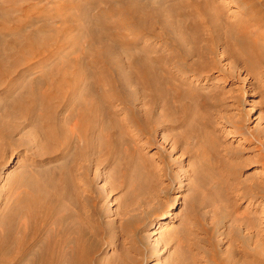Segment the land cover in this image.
I'll return each mask as SVG.
<instances>
[{"label":"rangeland","instance_id":"1","mask_svg":"<svg viewBox=\"0 0 264 264\" xmlns=\"http://www.w3.org/2000/svg\"><path fill=\"white\" fill-rule=\"evenodd\" d=\"M178 1L0 0L1 227L17 221L14 198L65 171L78 222L108 236L104 264H244L229 247H244L247 229L263 235L264 257V49L237 58L228 38L261 32L264 43V0H210L217 41L207 48ZM29 36L37 54L20 52ZM41 73L61 84L30 91ZM90 100L96 126L82 134ZM42 125L63 140L41 138Z\"/></svg>","mask_w":264,"mask_h":264},{"label":"bare ground","instance_id":"2","mask_svg":"<svg viewBox=\"0 0 264 264\" xmlns=\"http://www.w3.org/2000/svg\"><path fill=\"white\" fill-rule=\"evenodd\" d=\"M132 3L134 4V2ZM132 3L130 2L129 4L133 6ZM176 5L180 6L181 10L177 13L183 22H187V20L192 21L193 26L191 28H193L194 31L201 28L205 29L206 33H204L202 40H204L206 48L208 44L210 45L216 43L217 36L214 34L215 28L214 25H212L213 21H211V17H209L208 15L210 14L209 10L212 11L211 8L213 9L214 7L213 3H211L210 0H180ZM244 32V30H239L238 32H233V35L232 33L228 34V38L231 39L230 43L231 41H234L235 45L237 46V50L234 48L236 50V52L234 53L235 56L239 58L238 56L244 54L249 59H259L261 57L260 55H263L262 50L264 49V43H261L259 41V39H263V34L259 32V34H257V37L255 38H246ZM186 37L188 38L189 36ZM36 40L37 39H35L34 37L26 39L22 45V49L20 52H26V54L29 52L32 54H37L38 50L36 49ZM211 52H213V49L211 50ZM81 53L85 55L86 51H82ZM128 56L131 57V54H129ZM213 56L214 54H210L209 58H212ZM133 58L134 60L136 59V57ZM76 60H81V55L78 54ZM92 60L94 63L92 64L91 62L89 64V67L95 69L96 65L94 66V64L98 62V59L95 56V58H93ZM135 68L137 72L138 70H142L140 67ZM145 71L146 70L144 69L143 72H141L146 75ZM54 72L55 74L59 75V77H62L61 80L64 81L63 79L65 78L63 76L66 75V72L62 73L60 72V69H57ZM7 74H10V72L4 73L3 75L6 76ZM36 75L33 76L32 79L35 81L36 87L30 90H34V93L37 91V88L43 86V84L46 82L45 79H49L44 73H41L37 76ZM78 75L79 71L77 70V72H75L74 74V77H66V80L68 81L66 91H72L73 89H76L77 85L79 84ZM142 76L143 74L137 73L136 77L139 78H137V81L139 80L138 82L136 81L137 83L142 80ZM49 80L50 82L59 81L58 79ZM59 83L61 84V81H59ZM141 84H143V82ZM53 85L51 86L52 89ZM56 87L57 89L59 88V86ZM51 88H49V90H51L52 92ZM47 91L46 94H48L46 96H49L51 92L49 93ZM39 94L40 93H38V95ZM30 96L31 95H29V97ZM29 97H27V99L29 100V102H31L30 98L35 99V94L34 97ZM36 97L38 98V96ZM39 97V99H41V95H39ZM90 101H88L87 106L83 107V112L79 113L81 122L75 125L77 131L82 134L89 131V133H91L95 130L96 126V123H91V121L93 115L96 113L97 107L95 106V103L92 102V100ZM32 102H34L33 99ZM34 104L37 103L35 102L33 103V105ZM33 105H30L29 103V107H33ZM48 127V125L38 126V132L41 138L48 139L50 137H54L55 141L63 140V137L59 140V135H57V133L53 131V128L49 130L50 128ZM112 143V146L116 148L115 142ZM18 174L21 173L19 172ZM67 177V173L65 171H61L60 173H57V175L53 177L52 180L47 181V185L43 183L45 185L42 186L41 183L39 184V190L34 188L33 194L31 196L28 195L29 193L26 190L28 194L24 196H16L17 198H14V201L9 206L10 213H8L10 214L9 216L13 215L15 219H17V221L9 226L8 229L0 226V264H26L24 262L25 260L27 261V259V264H38V260H40V258L45 260V262H42L44 264H62L63 261L67 259V255H69V258L67 260L68 264H104L105 260L102 261L101 258H96V255L105 247L106 244H109L105 242V237L107 238L108 236H106V232H104L103 230L104 228L101 227V223L99 224V230H96L95 228H87L84 225H80V222L78 221L82 219V216L77 213L78 211L76 212V209L79 210V208L75 207L74 205V192L70 189L68 190L67 188ZM33 185H35V187L37 186V184L35 183ZM35 190H37V192ZM70 204H72L71 207H69ZM98 210L99 208H95L92 211L93 214L98 215ZM7 214H5V216ZM22 218H24V220H22ZM245 231V233L241 234L246 240V245L244 247H241L240 245L235 243V239H230L231 243L229 248H231L232 252H235V255L239 253V255L241 254L247 257L246 259H244L246 261L244 264L264 263V257L260 254L261 251H259L262 247L259 238H262L263 235L259 233L258 229H247ZM225 239L227 238L225 237ZM41 241L42 243L40 244ZM39 244L41 245V247H39ZM250 244L253 245L252 248L248 247L250 246ZM262 245L264 247V243H262ZM259 247L260 249L258 250L257 248ZM248 256L251 258L248 259ZM238 261H240V258L233 257L232 259L228 260L227 264H238Z\"/></svg>","mask_w":264,"mask_h":264}]
</instances>
